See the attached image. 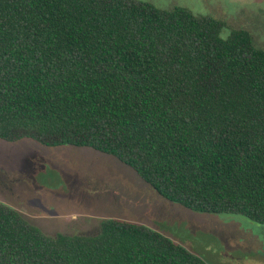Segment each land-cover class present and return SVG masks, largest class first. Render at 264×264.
Listing matches in <instances>:
<instances>
[{
    "label": "trees",
    "instance_id": "obj_1",
    "mask_svg": "<svg viewBox=\"0 0 264 264\" xmlns=\"http://www.w3.org/2000/svg\"><path fill=\"white\" fill-rule=\"evenodd\" d=\"M137 0H0V139L88 147L187 209L264 225V49ZM0 264H207L145 225L45 235L0 203Z\"/></svg>",
    "mask_w": 264,
    "mask_h": 264
},
{
    "label": "rangeland",
    "instance_id": "obj_2",
    "mask_svg": "<svg viewBox=\"0 0 264 264\" xmlns=\"http://www.w3.org/2000/svg\"><path fill=\"white\" fill-rule=\"evenodd\" d=\"M180 6L246 30L264 49V0H137ZM0 203L45 235H93L105 218L145 225L207 264H264V225L241 215L187 209L161 197L112 155L83 146L0 139Z\"/></svg>",
    "mask_w": 264,
    "mask_h": 264
}]
</instances>
